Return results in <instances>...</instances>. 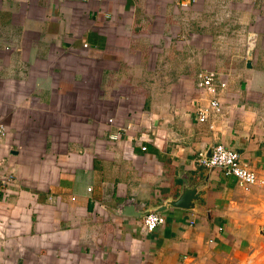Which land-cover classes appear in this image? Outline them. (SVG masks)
Masks as SVG:
<instances>
[{
  "label": "crops",
  "instance_id": "obj_1",
  "mask_svg": "<svg viewBox=\"0 0 264 264\" xmlns=\"http://www.w3.org/2000/svg\"><path fill=\"white\" fill-rule=\"evenodd\" d=\"M0 125V264H264V188L195 163L220 144L264 180V0H0ZM183 191L151 232L115 213Z\"/></svg>",
  "mask_w": 264,
  "mask_h": 264
},
{
  "label": "built area",
  "instance_id": "obj_2",
  "mask_svg": "<svg viewBox=\"0 0 264 264\" xmlns=\"http://www.w3.org/2000/svg\"><path fill=\"white\" fill-rule=\"evenodd\" d=\"M182 8L187 7V3H180ZM256 42V35L253 32H249L245 37V49L248 53L253 51ZM198 90L204 94L209 95L207 104L205 107H200L196 109L195 116L196 119L200 122L211 123L217 117L221 116V106L215 97L217 88H223V83H214L213 78L210 74H199L198 75ZM107 123H111V120L108 119ZM131 129L130 125H126L121 128L116 133L109 136L111 140H114L118 137L119 132H129ZM5 135V129L0 125V139ZM132 141L140 142L142 137H132ZM141 151L145 150V147H140ZM195 163L197 166L204 169H216L224 177H232L235 179L236 184L243 191H248L252 187H263L264 180L259 179L256 174L247 167V165L242 162L238 155L229 149L225 148L223 145H214L211 147L210 157H205L203 153H197L195 157ZM6 184V179L0 182V185L3 186ZM50 200V197H47ZM164 219L161 214H147L141 218L142 228L146 232H151L157 226L163 223Z\"/></svg>",
  "mask_w": 264,
  "mask_h": 264
},
{
  "label": "water",
  "instance_id": "obj_3",
  "mask_svg": "<svg viewBox=\"0 0 264 264\" xmlns=\"http://www.w3.org/2000/svg\"><path fill=\"white\" fill-rule=\"evenodd\" d=\"M251 51L247 53V56H251ZM246 67L249 68L250 64L247 61ZM211 149H209L205 153V157H210ZM182 181V187H188L190 185V181L181 179ZM206 183V180L202 179L201 181H197L196 183H192V185L195 186L197 189V192L195 193V196L192 197V199H202L205 193L204 184ZM192 192V191H191ZM190 196V191H183L181 195L177 199H161L158 201V205L154 207H143L142 205H138L137 203L133 202L130 199L124 200L122 203L116 206V214L121 216H129V217H138L142 218L143 216L147 214H160L165 212L168 208H180V209H189L190 205L186 204V201L188 200V197ZM260 234H264V227L260 228Z\"/></svg>",
  "mask_w": 264,
  "mask_h": 264
}]
</instances>
